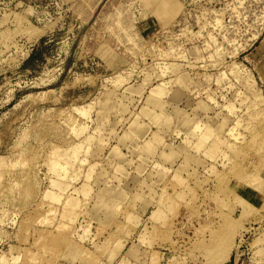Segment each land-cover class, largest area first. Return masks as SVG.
Returning a JSON list of instances; mask_svg holds the SVG:
<instances>
[{
    "label": "rangeland",
    "instance_id": "1",
    "mask_svg": "<svg viewBox=\"0 0 264 264\" xmlns=\"http://www.w3.org/2000/svg\"><path fill=\"white\" fill-rule=\"evenodd\" d=\"M0 264H264V0H0Z\"/></svg>",
    "mask_w": 264,
    "mask_h": 264
},
{
    "label": "bare ground",
    "instance_id": "2",
    "mask_svg": "<svg viewBox=\"0 0 264 264\" xmlns=\"http://www.w3.org/2000/svg\"><path fill=\"white\" fill-rule=\"evenodd\" d=\"M206 89V88H205ZM205 91V90H204ZM180 123V122H179ZM122 162V161H121ZM68 163V161H66L65 163H63V164H60V163H58V161L57 160H53L52 161V167L55 169L57 166H59V167H61V168H64L65 167V165ZM155 163V162H154ZM159 163V162H158ZM67 167V166H66ZM160 167V166H159ZM163 167V166H162ZM164 169V168H163ZM179 182V181H178ZM98 199V198H97ZM107 203V202H106ZM104 204V203H103ZM103 206V205H102Z\"/></svg>",
    "mask_w": 264,
    "mask_h": 264
},
{
    "label": "crops",
    "instance_id": "3",
    "mask_svg": "<svg viewBox=\"0 0 264 264\" xmlns=\"http://www.w3.org/2000/svg\"><path fill=\"white\" fill-rule=\"evenodd\" d=\"M151 132V131H150Z\"/></svg>",
    "mask_w": 264,
    "mask_h": 264
}]
</instances>
